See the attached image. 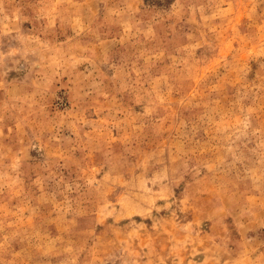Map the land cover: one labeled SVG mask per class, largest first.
Wrapping results in <instances>:
<instances>
[{
    "label": "rangeland",
    "instance_id": "1",
    "mask_svg": "<svg viewBox=\"0 0 264 264\" xmlns=\"http://www.w3.org/2000/svg\"><path fill=\"white\" fill-rule=\"evenodd\" d=\"M0 264H264V0H0Z\"/></svg>",
    "mask_w": 264,
    "mask_h": 264
}]
</instances>
